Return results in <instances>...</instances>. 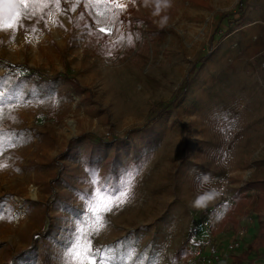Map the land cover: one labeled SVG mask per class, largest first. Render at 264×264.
I'll list each match as a JSON object with an SVG mask.
<instances>
[{
    "label": "rangeland",
    "instance_id": "obj_1",
    "mask_svg": "<svg viewBox=\"0 0 264 264\" xmlns=\"http://www.w3.org/2000/svg\"><path fill=\"white\" fill-rule=\"evenodd\" d=\"M119 1L111 0L116 5L111 34L97 39V12L90 13L82 2L77 6V0H63L62 12L54 7L43 19H24L14 42L11 32H0V58L60 79L51 98L23 99L19 94L12 105L30 106L12 111L15 121L5 109L0 121L31 134L0 155V164L7 165L0 170L5 214L0 219V264L30 243L39 246L32 234L51 222L60 228L61 241L50 245V264H62L72 243L74 224L83 214L82 197L90 190L89 172L79 160L69 159L73 188H56L80 211L74 217L49 204L46 184L56 166L38 164L54 160L80 132L120 136L140 147L146 142L134 129L146 122L160 136L155 150L132 162L129 148L120 149L123 166L108 180L101 162L95 168L101 180L113 185L129 174L134 179L130 199L107 215L94 245L114 247V264L123 263L120 257L129 250L160 263L179 248L187 249L193 264H215L209 263L211 244L223 247L236 231L220 224V217L232 191L264 162V0H205L207 6L171 0L158 15L154 0ZM18 11L14 4L1 3L0 21H11ZM225 12L232 31L217 37V14ZM49 13L57 24L50 22ZM146 17L154 23L152 36L145 32ZM128 35L132 45L126 42ZM5 71L0 67V75ZM72 80L89 90L90 100ZM202 173L210 174L212 183L201 188ZM212 187L220 191L218 198L202 209L191 206ZM39 203L47 204L46 212ZM245 224L242 241L256 232L254 218ZM225 254L219 264H227ZM256 263L264 264V256Z\"/></svg>",
    "mask_w": 264,
    "mask_h": 264
},
{
    "label": "trees",
    "instance_id": "obj_2",
    "mask_svg": "<svg viewBox=\"0 0 264 264\" xmlns=\"http://www.w3.org/2000/svg\"><path fill=\"white\" fill-rule=\"evenodd\" d=\"M197 5L207 6L205 0H188ZM63 0H59V7L63 6ZM86 8V0H80ZM1 3H7L16 6L19 11L21 8L15 0H1ZM48 6L43 8L42 12L37 8L36 15L32 17L36 19H43L50 9L56 7L55 0H47ZM92 13L93 11H102V9L87 8ZM237 11L242 15L244 13V6L242 1L237 4ZM229 12L218 13L217 23L214 28L217 33V37L224 36L232 31L230 26V19L228 18ZM96 19V18H95ZM143 23L146 25V34L152 36L155 34L153 20L146 17ZM228 25V26H227ZM221 26H227L225 29H221ZM93 36L99 38L102 33L97 30H93ZM130 40V42H129ZM100 45L103 44L101 39H98ZM127 44L132 45L133 39L131 35H128ZM0 67L6 71L0 78L11 77V81H5L7 88L12 91L13 96L21 94L23 99L30 98H44L52 97L57 93L56 86L60 79L52 77H44L38 73L37 70L27 67L25 64L12 63L8 60L0 58ZM74 87L81 92L85 89L80 88L76 81L72 80ZM187 83V82H186ZM4 84H0V87H4ZM88 100H90V92L85 91ZM0 129H3L6 133L19 134V139L15 142H26L31 134L24 128L26 134L22 133V130H16L8 125H1ZM138 131V135L143 139L145 144L137 147L136 144L130 141H126L123 137L112 135L110 138L103 136H96L89 132H80L76 136L68 140L67 147L61 151L54 160H50L46 163L38 164V166H56L55 173L50 182L47 185V191L50 194L49 204L55 205L60 212H68L74 217L79 215L80 211L71 203L69 195L65 191H56V188H60L63 184L67 187L73 188L71 183L75 173L71 171L66 165V161L69 159L79 160L85 169H95L97 164L101 162L104 167V177L106 180L114 178L118 169L123 166V159L121 158L120 149L129 148V159L134 162L137 158L145 156L151 153L158 147V138L160 137L156 133V128L149 122L144 123ZM8 139H13L9 137ZM7 143V140L5 141ZM112 150V153H108V149ZM33 162V161H32ZM253 189V191H252ZM252 192V193H251ZM231 200L226 205L224 213L220 217V224H229L231 229H235L239 224V216L242 214H249L254 218L256 222V232L250 239H244L239 248H235L227 251L225 254V261L227 264H257L256 260L262 259L264 254L261 248L264 247V162H258L255 165L253 173L248 177L242 186L235 188L230 196ZM44 208V212L47 210V204H40ZM220 203L215 205L218 207ZM43 229V230H42ZM41 231L35 232L32 236L35 240L40 242V245L30 243L26 248L17 251L7 262L3 264H50V251L51 243L60 242V228L55 225L54 222L48 223L42 228ZM191 234V231L190 233ZM60 240V241H59ZM214 243V242H213ZM219 245L217 242H215ZM215 244V245H216ZM212 255V254H210ZM209 255V256H210ZM189 252L185 248H179L169 258L170 264H193L188 260ZM148 261V264H152L153 258L147 256L144 258ZM223 260V259H222ZM221 260V261H222ZM210 262L219 264L220 260H214L213 255L210 256ZM219 262V263H218ZM116 264V263H115ZM123 264V263H121Z\"/></svg>",
    "mask_w": 264,
    "mask_h": 264
},
{
    "label": "snow or ice",
    "instance_id": "obj_3",
    "mask_svg": "<svg viewBox=\"0 0 264 264\" xmlns=\"http://www.w3.org/2000/svg\"><path fill=\"white\" fill-rule=\"evenodd\" d=\"M19 4L21 11L11 21H0V32H11L10 42L15 41V35L21 27H24L23 20L36 15L37 8L43 10L48 6L47 0H15ZM80 0H77V6ZM55 4L59 9V0H55ZM115 7L111 0H86V9H102L98 11L99 18L93 20L98 26L101 33L111 34V23L115 20ZM72 11H75L73 7ZM83 16V13L81 14ZM50 22L55 25L57 21L52 18L49 13ZM49 21H46V24ZM103 25H109L105 27ZM36 29H33L35 32ZM27 38V37H26ZM130 42V40H129ZM5 81L10 82L11 77L0 78V121L5 118V109L8 110V118L15 121V117L11 116V112L18 110L25 105L17 102L14 106L12 101H19V97L13 96L12 91L7 88ZM12 137L13 139H8ZM19 134L6 133L0 129V155H2L8 147L18 146L15 142L19 139ZM7 140V143L5 142ZM7 165L0 164V170ZM89 172L90 190L84 200L83 214L77 217L78 222L74 224L72 243L65 249L62 254V264H114L117 260L115 256V248L96 247L93 238L98 236L107 226V215L118 209L122 204L130 199L131 186L134 176L129 174L122 179L119 185H113L101 180L98 169H86ZM3 209H0V219L4 218ZM15 218V217H12ZM123 264H148L142 253H135L129 250L124 256L120 257ZM152 264H158L156 259L152 260Z\"/></svg>",
    "mask_w": 264,
    "mask_h": 264
},
{
    "label": "clouds",
    "instance_id": "obj_4",
    "mask_svg": "<svg viewBox=\"0 0 264 264\" xmlns=\"http://www.w3.org/2000/svg\"><path fill=\"white\" fill-rule=\"evenodd\" d=\"M147 3V0H145ZM155 3V11L154 15H158L161 11L162 6L163 7H170L171 6V0H154ZM167 22V18L165 17L162 21L161 24L163 25L164 23ZM212 183V177L210 174L207 173H202L200 175V185L199 187H203L204 185H208ZM220 191L214 187H212L210 190L202 191L200 194H198L194 200L191 201V206L197 209H202L205 208L209 202L215 200L216 198L219 197Z\"/></svg>",
    "mask_w": 264,
    "mask_h": 264
},
{
    "label": "built area",
    "instance_id": "obj_5",
    "mask_svg": "<svg viewBox=\"0 0 264 264\" xmlns=\"http://www.w3.org/2000/svg\"><path fill=\"white\" fill-rule=\"evenodd\" d=\"M243 214L241 219L239 220V224L236 227V231L234 232L231 239L227 241V243L223 247H219L216 243L211 244L210 253L213 255L214 260H217L220 255H224L227 251L239 248L242 244V239L246 234V224L252 221V216L249 214ZM216 244V245H215Z\"/></svg>",
    "mask_w": 264,
    "mask_h": 264
},
{
    "label": "crops",
    "instance_id": "obj_6",
    "mask_svg": "<svg viewBox=\"0 0 264 264\" xmlns=\"http://www.w3.org/2000/svg\"><path fill=\"white\" fill-rule=\"evenodd\" d=\"M253 22H254V21H253ZM250 23H251V22H250ZM180 247H181V246H180ZM176 251H177V250L173 251V252L170 253V254L173 255ZM171 255H169V256H171ZM168 261H169V257L167 258V260H164V259L161 260L162 264H167ZM161 262H160V263H161ZM160 263H158V264H160ZM168 264H169V263H168Z\"/></svg>",
    "mask_w": 264,
    "mask_h": 264
},
{
    "label": "bare ground",
    "instance_id": "obj_7",
    "mask_svg": "<svg viewBox=\"0 0 264 264\" xmlns=\"http://www.w3.org/2000/svg\"><path fill=\"white\" fill-rule=\"evenodd\" d=\"M119 2H122L121 0Z\"/></svg>",
    "mask_w": 264,
    "mask_h": 264
}]
</instances>
